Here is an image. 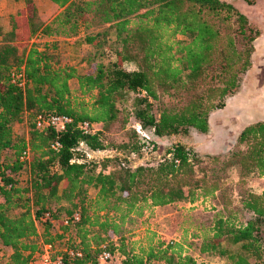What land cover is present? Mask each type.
<instances>
[{
  "label": "trees",
  "instance_id": "16d2710c",
  "mask_svg": "<svg viewBox=\"0 0 264 264\" xmlns=\"http://www.w3.org/2000/svg\"><path fill=\"white\" fill-rule=\"evenodd\" d=\"M49 1L61 10L50 23L41 21L34 0H24L26 8L11 18V30L0 31V264H33L44 246L65 264H97L102 246L121 264H204L181 248L172 251V245L150 242L135 252L123 233L145 208L216 197L224 181L207 170L220 156L210 154V167H200V173L197 155L175 143L156 166L132 168L126 160L144 152L134 129L128 143H120L99 165L86 153L107 150L105 132L125 129L128 115L122 103L130 94L133 119L150 136L152 151L170 136L206 134L210 114L239 91L260 31L225 0ZM104 25L114 31L117 48L104 51L112 60L94 63L86 73L62 65L48 43L24 44L39 35L51 43L80 40L83 32V42L93 45L108 34H89V27ZM125 63L135 69L125 70ZM14 73H23L24 86L13 82ZM162 93L175 94L181 102L154 113L152 101ZM49 115L72 121L61 132L36 129L37 117ZM25 121L28 132L16 135L15 125ZM83 122L94 132L85 135L79 127ZM55 143L57 149L51 147ZM237 143L243 149L232 153L225 166L237 168L241 184L248 175L264 179V119L245 126ZM26 152L29 158L23 159ZM110 161L118 163L108 171ZM22 171L28 173L24 184L18 179ZM240 204L249 219L236 224L235 212L224 204L211 234L201 238L200 256H218L227 264H264V192L246 191ZM76 212L80 220L63 225V218ZM45 213L55 224L41 222Z\"/></svg>",
  "mask_w": 264,
  "mask_h": 264
},
{
  "label": "rangeland",
  "instance_id": "374dc122",
  "mask_svg": "<svg viewBox=\"0 0 264 264\" xmlns=\"http://www.w3.org/2000/svg\"><path fill=\"white\" fill-rule=\"evenodd\" d=\"M225 1L232 4L235 9L244 14L254 28L259 31H264V0H255L254 5H247L241 0ZM33 5L41 21L45 24L50 23L61 11L49 0H34ZM15 7L17 9L16 12L14 11L15 13L12 12L9 14ZM17 7H20V10ZM25 8L26 5L24 0H0V13L5 12V15L1 16L0 14V31H10L12 25L11 18ZM81 31L83 30L81 29ZM104 31H107L106 33L108 34L106 39L99 38L94 41L93 45H87L83 42V32H80L78 36V39L81 37L80 40H77V38L67 40L60 39L56 43H51L50 39L46 40L45 37L39 35L38 38L35 37L26 41L24 44L29 48L33 43L39 46L48 43L46 48L56 56L62 65L73 66L76 67L79 72L86 73L94 63L103 62L106 64L108 61L112 60L111 58H107L104 54V51L114 52L117 48L115 33L112 28L108 25H104L100 28L89 27L87 33L96 34L103 33ZM176 39L184 42L189 40L182 36H177ZM22 49V47L19 48V53L22 52ZM100 52L103 54H100ZM252 57L253 54L251 56V67ZM256 65V68L252 71L253 76L251 75L246 81V89L245 77L247 73L241 79L239 91L231 96L241 95L239 96V100L242 104V108H235V105L231 102L227 109L224 107L221 111L212 112L209 117L211 126L206 134L202 135L191 132L188 136H170L165 141L160 142L156 150L152 152H143L142 155L132 156L130 158H128L126 152H122L124 157L128 158L127 160L125 159L127 164L132 168L137 166H156L164 159L167 149L175 143H182L190 148L201 161V164L197 167L200 173V167H210V154H217L221 157L217 165H213L207 170L210 173L221 175L223 178L224 185L216 197L199 199V201L194 204L177 203L171 207L161 209L145 208L142 216L132 217L133 221L125 225L124 229L126 232H124L123 235L126 237L127 241L131 243V246L134 247L135 252H138L142 247H148L150 242L162 244L164 247L172 243V251H178L181 248L184 252L201 263L227 264L223 258L218 256H200L198 250L201 244V238L209 235V233L211 234L210 231H212L215 217L222 211L224 204H227L229 209L235 212V223L244 224L249 219L250 214L243 211L241 208L240 202L242 193L251 191L260 194L264 192L263 178L256 175H248L243 179L244 184H241V178L237 168L225 166L232 153L243 149V147L237 143V137L241 130L251 122L264 119V98L262 99V95L260 96L257 93L259 89H264L263 56L257 58ZM123 68L127 71H132L135 69V65L133 63H125ZM70 87L77 93L76 82H72ZM133 98L134 95L130 94L125 102L122 103V107L128 115V122L125 129H112L108 133L105 132L103 140L104 145L107 146V150L99 152L87 151V160H91L99 165L103 160L112 157L113 152H111V150L116 151L120 143H128L130 138L129 132L136 124L132 115ZM176 101L181 102L179 98H177V95L162 93L159 95L158 101H152L153 112L156 113L158 109L163 106L173 105ZM95 129H100V126H95ZM14 132L16 135H26L28 132V123L25 121L23 124L15 125ZM117 163L116 161H110L107 170L109 171L117 168ZM27 178V171H22L18 179L24 184ZM94 194V190H89L90 196H94Z\"/></svg>",
  "mask_w": 264,
  "mask_h": 264
},
{
  "label": "built area",
  "instance_id": "2783aa9c",
  "mask_svg": "<svg viewBox=\"0 0 264 264\" xmlns=\"http://www.w3.org/2000/svg\"><path fill=\"white\" fill-rule=\"evenodd\" d=\"M13 82H17L19 86H24L25 78L23 73H14L12 75ZM71 118L65 115H49V116H38L35 122L36 129L42 130L45 127H50L54 129L56 132H61L65 130V128L71 123ZM80 129L83 131L85 135L89 133H93L94 129L88 122H83L79 125ZM132 129L136 130L137 133L141 136L142 142L144 143L143 151L151 152L154 149V145L150 143V136L143 132L138 124L132 127ZM53 149H57L59 147L58 143H55L51 146ZM23 159L29 158L28 152L24 153ZM41 222H50L55 224V220H53L49 213H45L41 217ZM80 220V215L78 212L74 213L71 217H64L62 220L63 225H68L69 223H76ZM167 245H172L167 244ZM71 256L76 258L81 257V252L79 251H69ZM1 256V253H0ZM33 264H65L60 258H52L50 253V247L44 246L43 252L41 254L36 255ZM97 264H121V260L119 256L115 253H111L110 251L105 249V246L101 247V251L97 256Z\"/></svg>",
  "mask_w": 264,
  "mask_h": 264
},
{
  "label": "crops",
  "instance_id": "0c3cea01",
  "mask_svg": "<svg viewBox=\"0 0 264 264\" xmlns=\"http://www.w3.org/2000/svg\"><path fill=\"white\" fill-rule=\"evenodd\" d=\"M16 5V4H15ZM19 10H20V7H17ZM16 7L15 8H13L12 9V11H10L9 12V14H11L12 12L13 13H15L16 12ZM15 11V12H14ZM1 14V16L2 15H5V12L4 13H0ZM6 30V29H5ZM3 32H8L7 30L6 31H3ZM259 56H263L264 57V31H260V35H259V37L255 40V42H254V53H253V59H252V67H251V70H249L248 72H247V75H246V77H245V89H246V85H247V83H246V81L249 79V77L252 75L253 76V73H252V71H253V69H255L256 68V60H257V58L259 57ZM257 93L261 96L262 95V99L264 98V89H259L258 91H257ZM239 96H241V95H236V96H234V97H231V98H229V99H227V101H226V104H225V108L227 109L228 108V106H229V104L231 103V102H233V104L235 105V108L237 107V109L238 108H242V104H241V102H240V100H239ZM264 100V99H263ZM241 106V107H240ZM234 108V109H235ZM219 111H221V110H219ZM234 116V115H233ZM211 126V125H210ZM206 138V137H205ZM175 205V204H174ZM172 205H169V206H165V207H156V208H166V207H171ZM156 208H153V209H156ZM223 264V263H222Z\"/></svg>",
  "mask_w": 264,
  "mask_h": 264
}]
</instances>
